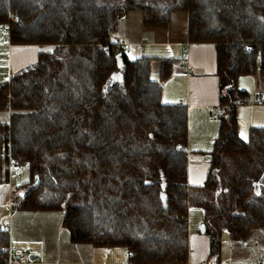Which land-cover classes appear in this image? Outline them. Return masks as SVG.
I'll list each match as a JSON object with an SVG mask.
<instances>
[{"label":"trees","instance_id":"obj_1","mask_svg":"<svg viewBox=\"0 0 264 264\" xmlns=\"http://www.w3.org/2000/svg\"><path fill=\"white\" fill-rule=\"evenodd\" d=\"M131 11L146 29L184 13L187 41L215 45L226 113L202 185L188 182L187 107L163 100L179 60L130 59L111 40ZM0 27L13 43L53 46L20 72L16 107L0 121V186L7 156L30 171L16 210L64 211L72 242L125 248L131 264L188 263L193 207L204 210L208 264H223L225 230L247 240L264 228V126L242 138L234 106L248 96L240 77L264 84V0H0ZM8 86L0 83V111L10 108ZM171 185L175 223L164 199ZM11 259L9 230H0V264Z\"/></svg>","mask_w":264,"mask_h":264},{"label":"crops","instance_id":"obj_2","mask_svg":"<svg viewBox=\"0 0 264 264\" xmlns=\"http://www.w3.org/2000/svg\"><path fill=\"white\" fill-rule=\"evenodd\" d=\"M134 12H129L120 21V25L121 23L127 24H124L123 31L120 30L122 35L117 33L119 36L116 38H122L130 43L128 52L131 47L141 44V38H147L145 30H143V16L135 15ZM129 21H134L136 25L128 23ZM187 22L188 17L185 25H187ZM185 25L183 24V28ZM138 27L143 31H140V34L136 36ZM119 29L120 26H118ZM156 31L159 30L156 29ZM155 34L157 35L158 32H155ZM171 40H173L172 37ZM147 43L150 45L149 49H151L150 53L147 51L149 56H160L162 47L166 46L170 51L169 57H176L179 60L180 65L175 67L174 72L177 79H181L179 80L180 90L173 94L168 92L167 97H171L169 102L172 103L187 98L188 182L190 185H202L206 180L210 167V140L219 133L221 119L218 120L215 116L220 115L222 117L226 113V111L215 112V109L221 106L215 45L213 43H190L187 39L184 45L180 41H168L166 39ZM52 48V45L13 43L11 40H6L0 27V83L13 79V74L16 72L20 75V72L27 68V63L37 62L41 53H47ZM140 51L142 50L138 51L139 55L136 57L142 56L139 53ZM255 79L258 88L259 85L261 88L259 93H264V84L261 83V79L258 76H255ZM167 85L168 83L166 82V88ZM163 100L165 101L164 95ZM263 103L264 101L258 104ZM238 108L240 107L236 108V112ZM258 108H263V106ZM7 114L8 109L0 111V121L7 120ZM251 117L252 114L247 118L248 120L241 118L244 124L247 125L251 124ZM201 123L205 124L200 127ZM192 125L195 128L196 137H199L197 141H194L193 137H191L193 133ZM239 125H241V122ZM197 128L200 129L198 130ZM20 172H22V168H13L7 171L6 179L0 186V224L6 225L7 230H9L10 255L15 260V264H17V256L22 250L27 251L29 255L33 254L37 257L32 261V264H131L125 248L114 247L106 249L94 247L90 244L72 242L69 230L62 225L64 211L16 210L14 208V197L20 198L21 193L17 194L14 192L13 184L15 183V177L19 176ZM27 176L28 174L24 177L25 181ZM186 219L189 223V244L191 250L189 261L186 264H202L203 262L208 264L209 237L203 232L202 226L204 210L196 207L190 208ZM260 231L255 229L251 235ZM232 264L264 263L253 261Z\"/></svg>","mask_w":264,"mask_h":264},{"label":"rangeland","instance_id":"obj_3","mask_svg":"<svg viewBox=\"0 0 264 264\" xmlns=\"http://www.w3.org/2000/svg\"><path fill=\"white\" fill-rule=\"evenodd\" d=\"M134 14L138 15V16L142 15V13L140 11H135ZM187 17L188 16L184 13H179V12L174 13L172 15V20H171L170 26L167 28H159L158 29L159 31H156V29H146L145 27L143 29V27H142V29L145 30V33L147 34V38H141L142 39L141 44H139V46L131 47V49L129 50L130 53L127 51L129 58L133 59L134 57L139 55L138 54L139 50H142L139 52L140 55L145 54V55L149 56L147 54V51H148V53H150V51H151V49H149L150 45L147 43L149 41H156V40H162V39L163 40L166 39L168 41L169 40L170 41L175 40V41H180L182 43V45H184L185 40L187 39L186 26L188 27V22H187V25H185V21L187 20ZM130 18H129V20H130ZM128 23L136 25L134 21H129ZM124 24H127V23H121V25H120V22H119L118 26H120V29L118 30V28H117L118 31L115 32L111 36L112 41H115V39L119 35H122V34H120L121 33L120 30L123 31V28L125 26ZM183 24L185 25L184 28H183ZM140 28H141V26H140ZM143 30L139 29V27H138V31L136 32V36H138L140 34V31H143ZM155 32H158V34L156 35ZM117 33L119 35H117ZM171 37L173 38V40H171ZM122 40H124V39H122ZM124 41L130 47V43L127 42L126 40H124ZM42 46H49V45H42ZM44 48H46V47H44ZM169 54H170V51H169L168 47L164 46V47H162V51L160 52V56H156V57H169ZM35 62H32L30 64L27 63V65L31 66ZM177 65L179 66L180 63L178 62L176 64V66ZM152 66H153L152 78L154 80H158L159 79L158 62L154 61L152 63ZM18 75H19L18 72H16L15 74H13V77L16 78V77H18ZM21 76L22 75H19V77L16 79H14V78L10 79L11 85L8 86V92L11 93V96H16V98L18 95H20V92H21V78H20ZM179 80H181V79L180 78L177 79V77L175 76V72H174L171 77H169L166 81L163 82V95H164L165 101H168V103H172V102H169L171 97L170 96H169V98L167 97V94H169L168 92H170V94H173V93L179 92V90H180ZM255 80H256L255 76L245 75L244 77H240V79L238 81L239 88L241 90L248 92V96L244 97V99L245 100H251V102H252V105H250L248 107H240L239 106L240 108H238V110L236 112L237 117L239 119L238 120L239 124L241 122V125L238 128V133L244 139L249 138L250 129L253 126H264V103L263 104L255 103L257 96L259 94H261V93H259V89H261L260 85L258 88L257 84L255 83L256 82ZM166 82L168 83L167 88L165 87ZM261 83H262V81H261ZM257 91H258V93H257ZM174 103H177V102H174ZM260 106H263V108H258ZM15 107H16V105H15ZM255 108H257V109H255ZM250 114H252L251 124L249 123L246 125V124H244L243 119L241 117H243L245 120H248L247 118L250 117ZM215 117L218 120L221 119L220 115L215 116ZM9 118H10V112L8 109L7 120L4 119L2 121L8 122ZM204 124L205 123H201L200 127H202ZM197 129L199 130L200 128H197ZM192 131H193V133L191 134V137H193L194 141H197L199 137L198 138L196 137V132H195V128L193 125H192ZM217 136L213 137L210 140V143H211L209 145L211 147V150L209 151L210 159H211L212 151H213V144L212 143L215 141ZM20 168H22V172H20L19 176L15 177V183L13 184L14 192L17 194L20 193L23 185L27 181L30 180L29 167L27 165L26 166L22 165V161H21ZM15 172H17V171H15ZM27 174H28V176L26 178L27 180L25 181L24 177ZM262 182L264 183V179ZM19 188H21V189H19ZM176 191H177L176 187L174 185H171L169 188V192L166 191L164 193V199L170 205V209H171V211H170L171 223H175L177 220L176 200H175ZM259 230H261V231L258 233H253L251 235V237H249L247 240L231 239L228 231L225 230L223 232V236H222V255H221L222 263L223 264H232V263H244V262H253V261H260L261 263H264V228H260Z\"/></svg>","mask_w":264,"mask_h":264},{"label":"built area","instance_id":"obj_4","mask_svg":"<svg viewBox=\"0 0 264 264\" xmlns=\"http://www.w3.org/2000/svg\"><path fill=\"white\" fill-rule=\"evenodd\" d=\"M13 20L15 21L16 19L14 18ZM2 32H3L6 39H10L11 31H10L9 27H3ZM116 42L121 44L125 48V50L129 49L128 44H126V42L124 40L117 39ZM7 82L9 83V85H11V80H8ZM9 98H10L9 112L11 115L13 113V109H14L15 103L17 101V98H16V96H11V93H9ZM263 101H264V93H261L257 96L255 103L258 104V103H261ZM187 103H188L187 98H183L177 102V104H179L180 106H187ZM251 104H252L251 100L241 99V100L236 101L234 103V106L235 107H239V106L244 107V106H250ZM224 109L225 108L223 106H218L215 109V112L221 113L222 111H224ZM20 165H21V160L19 157H14L11 155V156H7L4 160V168L7 171L12 170L13 168H20ZM0 230H7L6 225L0 224ZM16 263L17 264H31L32 263L30 256L27 253V251L22 250L19 252L17 259H16ZM9 264H15V260L12 258L11 261L9 262Z\"/></svg>","mask_w":264,"mask_h":264},{"label":"water","instance_id":"obj_5","mask_svg":"<svg viewBox=\"0 0 264 264\" xmlns=\"http://www.w3.org/2000/svg\"><path fill=\"white\" fill-rule=\"evenodd\" d=\"M29 256H30L31 261H34L35 258H37V257H35L33 254H31V255H29Z\"/></svg>","mask_w":264,"mask_h":264}]
</instances>
